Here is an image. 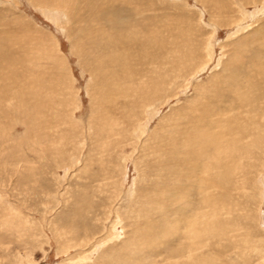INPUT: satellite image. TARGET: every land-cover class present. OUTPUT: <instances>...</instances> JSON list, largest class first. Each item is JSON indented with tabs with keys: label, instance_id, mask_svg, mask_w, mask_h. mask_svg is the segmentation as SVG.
Returning <instances> with one entry per match:
<instances>
[{
	"label": "rangeland",
	"instance_id": "374dc122",
	"mask_svg": "<svg viewBox=\"0 0 264 264\" xmlns=\"http://www.w3.org/2000/svg\"><path fill=\"white\" fill-rule=\"evenodd\" d=\"M31 1L0 0V53L18 51L11 63L14 79L5 77L0 90V264H264L260 84L250 102L254 107L249 113L242 108L234 123L244 121L246 128L224 148L230 155L233 147L238 151L234 175H222V183L207 194L217 200L209 210L214 213L210 223L201 226L203 216L196 214L201 206L209 208L199 198L200 190L186 187L187 178L177 179L185 164L180 159L196 157L202 143L215 136L213 124L224 125L238 112L234 107L240 101L230 99L248 74L242 56L247 53L253 60L248 67H258L264 0H110L107 8L124 7L110 23L101 17L87 21L81 0H76L82 7L74 14L56 6L61 0ZM191 29L196 52L187 54L183 41ZM132 33L147 38L146 54L156 42L166 53L167 68H174L165 70L162 85L149 90L150 105L130 103L132 88L147 77L135 59L133 67L140 72L133 81L129 77L124 53ZM31 55L39 57L29 59ZM232 67L241 80L229 82ZM46 68L50 97L37 104L31 97L22 106L17 92L28 73L44 74ZM22 69L29 72L23 75ZM118 69L119 77L126 78L115 86L123 97H116L111 85ZM172 70L175 76H170ZM96 73L99 78L93 77ZM243 88L248 99L250 89ZM116 98L127 101L116 106ZM224 108L230 114H223ZM217 162L204 160L202 153L203 183ZM172 180L186 185L187 196L196 203L192 213L198 221L191 226L174 225L190 208L179 203L176 209L174 203L169 211L166 199L174 193L165 197L159 191L172 186Z\"/></svg>",
	"mask_w": 264,
	"mask_h": 264
},
{
	"label": "bare ground",
	"instance_id": "6f19581e",
	"mask_svg": "<svg viewBox=\"0 0 264 264\" xmlns=\"http://www.w3.org/2000/svg\"><path fill=\"white\" fill-rule=\"evenodd\" d=\"M82 1L85 2V6L87 7L84 10V16L87 17V19H88L87 21H89V22L93 21L95 18L101 17L102 19H105L107 22L110 23V19L120 16L116 11H120V10H122L124 8L122 6L114 8V6H112V5L110 6V8H107V6L110 3V0H81V3H82ZM31 2H33L34 4H37V5H40V4L43 5V2H41V0H32ZM81 3H79L76 0H66V1L61 0V2H58L56 6L57 7L58 6H63L67 10L70 9L68 11L71 14H74L73 10L76 9V11H77L79 7H82ZM218 5H219V3H218ZM86 12H87V14H86ZM138 12L141 13V12H143V10L140 7H138ZM125 16H127V15H122L123 18ZM88 28H89V26L86 25L84 27V30H87ZM115 28H116V26L111 27L112 30H115ZM175 32L181 33V29L177 28ZM192 32H193V30L191 29V34L186 33L187 39H185L183 41V49H184V51L187 54H189L192 51L196 52V47L194 45L195 43L192 44L191 43L192 40H190ZM110 36H111V34H110ZM189 36H190V38H189ZM170 38H171L170 42H172L173 31H170ZM263 38H262V42H261L262 43V47H261L262 49L260 50V55L257 58H255V59H259L258 67H252V68L248 67L253 62V60L248 58V54L247 53H245L242 56L243 58H245V60L243 61L242 65H243L244 68H247V70H248V74L245 77V79L243 80V83H244L245 88L250 89V90H248V94H249L250 97L248 99H247L248 96L245 97V95H244L245 89L243 88L244 86L243 87L242 86H236V88H234L235 90L232 92L230 100H232V96H234L236 98V101L237 100L240 101V106L238 108L234 107L238 111V112H236L237 114L236 115L233 114V116L231 115L229 117L228 121L224 125H222L221 123H218V122L213 124V128H211L212 131H210V132L212 134H214L215 136L212 137L211 139H209L208 141L202 143V145H201L202 149H200L201 152H200V150H198L197 153H196L197 154L196 157L193 158V157H189V155H187V156H184V157H182L180 159V161L183 160V162L185 164L183 166H179V169H181L182 173L179 175V177H177V179L187 178L186 183H185V184H187V186L186 185L185 186L188 187L189 184L191 186H196L200 190L199 198L202 199L201 200L202 203L205 202V206H207V208L209 207L206 210V209H204L201 206L200 207L201 210L198 213H196L199 216H203V219H202L201 224H200L201 226H204V225H206V224L211 222V219H210L211 215H209V214L214 215V213H210L209 210H212L215 207H217V202H216L217 200H214L212 197L207 195L210 192L209 190L212 187L215 188L217 185L219 186V184L222 183V175L227 176L228 179L231 178V177L229 178V175H231V176L234 175V174L232 175V173H233L232 166H234V164L232 165V163L235 162V160L237 158L239 159L238 151L233 147L231 150L235 151V152H233L232 155H230V154H226L227 152L224 151L225 150L224 148L226 147L228 139L231 136H232L233 139H238L236 134L239 133L242 130V127L246 128L245 122L243 120H242L243 122L239 124L241 127H239V125L234 127V123L240 121V119L237 118L240 115L238 113H241V111L244 110V109L242 110V108H244V107H246L245 108V112H246L247 109H249V108H251V106H253V105L250 104L251 99L254 96H257L256 94L253 95V91L254 92L258 91L259 84L261 85L262 88H264V60L261 61L264 58V56H263V53H264V39ZM146 39L147 38L144 35H139L138 36V35L132 33V40L129 43V46H130L129 50H127V52L124 53L126 58L130 61L129 77H131L132 81L137 79L136 76L138 75V73L140 71H142V74H144V72H145V74L147 76V77L144 76V79H146V81H144V82L136 83V81H135L137 86L135 88H132V90H131L132 93L130 94V96H132V99H131L130 103L139 102L140 101V102H142V105L143 104L150 105V103L154 101L153 97H151L150 94H149V90L151 88H153L154 85L157 86V85H162L163 84L164 77H166L165 76V70L174 69L171 66L169 68H167L166 60H163V57H166V55H165L166 53H165L163 48H160L157 45L156 42L152 43L153 51H150L149 52L150 54H146V52H147ZM39 44H40V42H39ZM171 44H173V49H174L176 47V44H174V43H171ZM43 46L44 45H42V47ZM42 50L43 49H41V52H42ZM44 51H47V50H44ZM17 52L18 51L14 50L13 52L8 53L4 49L1 50V53H0V90L6 84L7 80L4 79L5 77H9L11 79H14V69H13L14 67L11 65V63L13 62V60H17L18 59L17 58ZM117 55H121V54L117 53ZM144 55L146 56L145 59L143 57ZM38 57L31 55L29 57V59L30 58L31 59L32 58L33 59H37ZM20 58H21V56H20ZM133 59L136 60L135 61L136 63L141 64V65L138 64V66H137L140 71H137V69L133 67L134 66L133 65L134 62L132 63V61H131ZM149 59L152 61L151 64H150L151 68H148L147 65H146L148 63L147 60H149ZM232 59H234V58H232ZM230 63L228 65H225L224 69H225V67L229 68L232 65V63L231 64ZM26 68L29 70V67H26ZM22 70H23L22 71L23 75H25L26 73L29 72V71H25V69H22ZM136 71H137V73H136ZM43 72H44V74L43 73L35 74V73H30V72L28 73L30 76L27 79H25L26 80L25 86L24 87H20L19 91L17 92V96H19V99H20V102H21L22 106L28 105L29 102H30V98L31 97H34L36 99V101H35L36 104L38 103L37 100L40 101L41 97H43L44 99L50 97V95L48 93L49 86H50V80L48 78H46L49 75L50 69L49 70L47 69V71H43ZM121 73H122V71H120L118 74L115 71H114V73H112V77L114 78V80L111 82V85H114V93H116V97H123V95H125V93H122L120 91V89H118V87H115L119 83V78H120L119 74H121ZM36 76L39 79H34V78H36ZM170 76H175V72L173 70H172V73L170 74ZM216 76L217 75L215 74L214 77H216ZM93 77L94 78L95 77L99 78V73H96V75L94 74ZM217 77H219V78H221L223 80H226V81L229 80V82H231V81L237 82V81L241 80V76L234 71V67H232L227 73L226 77H228V80L225 77L224 78L220 77V75L217 76ZM121 78L126 79L124 77H121ZM121 78H120V80H121ZM149 78H150V87H149V84H148V79ZM156 79H158V81L153 84L152 82L154 80H156ZM123 82H124V80H123ZM138 84H139V86H138ZM100 88L101 87H94V90H98ZM43 92H45L44 95H43ZM119 93H122V94H119ZM136 96H137L138 99H136ZM219 96L220 95L217 94V97H219ZM25 97H28V99H25ZM202 97H204V96H202ZM118 99L119 98L112 99V101H115L117 103V104H115L116 106L119 105V104L123 105L127 101L125 99H123L122 101L120 99L119 100ZM260 99L261 98L259 97V100ZM248 105H250V107H248ZM233 106H234L233 102L230 103L227 106L228 107V112L231 111ZM240 108H241V110H240ZM197 109H199V108L197 107ZM232 111H234V109ZM49 113H50V111H49ZM247 113H249V112L247 111ZM223 114L227 115V114H230V113H227V111H225V108H224ZM47 115L45 114V117ZM111 122H113V121H111ZM174 122L176 124H180L181 123L180 120H177V122L176 121H174ZM142 127H144V126H142ZM144 129L145 128H143L142 130H144ZM262 131L264 132V128H263ZM225 134H228L229 136H227ZM186 142L187 141H184L182 144L184 145V143H186ZM250 146H253V145L250 144ZM253 147H255V146H253ZM185 148H187V147H185ZM202 153H203L204 160L213 161V162H217L218 161L216 163V165L214 166L215 168L212 170L210 175L206 178L205 183H203V180H204L203 179V175L206 173V169L202 168L201 167V163H200V157H201ZM221 155H222V157H221ZM197 161H199V163ZM212 166H213V164H212ZM188 167H189V169H188ZM172 168H173V166H172ZM188 176H190L191 179L188 178ZM231 180H233V179H231ZM206 182L210 183V185L207 186ZM174 183H175V181L172 180V182H171L172 186H168V187L165 188V190H159V191H161V192L165 191V194H166L165 197H167V194L174 193V194H172V196H169L170 198L166 199L167 203L169 202L168 203V205L170 206L169 207V211H171V207L173 206L174 203H177V205H178V206L174 207L176 209L181 206L179 203H181V204L183 203L184 205L182 204V207H184L187 211L190 208V211L188 212L189 216L187 214H185L182 219L178 218V221L176 223H174V225H178L179 223L180 224L184 223V226H185L186 224L190 223V226H191L196 221H198L196 218L193 217L194 214L192 213L193 208H195L194 205H196V203H194V202H192L190 200V198H189L190 196L189 197L187 196V194L189 195L190 192L186 194L185 186L174 185ZM225 183H226V181H225ZM223 184H224V182H223ZM190 195H192V194H190ZM194 196H195V194H194ZM210 198H212V199H210ZM184 208H183V210H184ZM183 210H181V211H183ZM182 213H184V212H182ZM186 216H188V217H186ZM170 220H171V218H170ZM231 223H232V221H231ZM166 225H168V224H166ZM181 226L182 225H179V227H181ZM230 226H232V225H230ZM179 227L177 229H180ZM232 228H233V226H232ZM158 229L162 230V228H159V227H158ZM161 230H160V232H161ZM165 230L166 229H164V232H165ZM228 231L230 233L233 230H231V231L228 230ZM229 233L227 235H229ZM169 234H170V232H169ZM153 236H154V234H153ZM156 238L159 239L158 237H156ZM153 242H155V241H153Z\"/></svg>",
	"mask_w": 264,
	"mask_h": 264
}]
</instances>
